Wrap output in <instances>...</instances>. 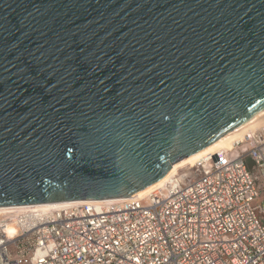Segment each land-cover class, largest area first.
Instances as JSON below:
<instances>
[{
  "label": "water",
  "instance_id": "obj_1",
  "mask_svg": "<svg viewBox=\"0 0 264 264\" xmlns=\"http://www.w3.org/2000/svg\"><path fill=\"white\" fill-rule=\"evenodd\" d=\"M264 108V0H0V207L133 197Z\"/></svg>",
  "mask_w": 264,
  "mask_h": 264
},
{
  "label": "built area",
  "instance_id": "obj_2",
  "mask_svg": "<svg viewBox=\"0 0 264 264\" xmlns=\"http://www.w3.org/2000/svg\"><path fill=\"white\" fill-rule=\"evenodd\" d=\"M0 264H264V127L143 198L8 211Z\"/></svg>",
  "mask_w": 264,
  "mask_h": 264
},
{
  "label": "bare ground",
  "instance_id": "obj_3",
  "mask_svg": "<svg viewBox=\"0 0 264 264\" xmlns=\"http://www.w3.org/2000/svg\"><path fill=\"white\" fill-rule=\"evenodd\" d=\"M261 127H264V108L261 109L256 114H254L252 117L248 118L243 123L227 131L225 134L220 136L215 141L211 142L209 145L205 146L204 148L200 149L197 152H194L188 155L182 160L175 162L160 180L156 181L155 183L139 191L135 197L143 198V197L148 196L152 191L164 185L167 181L172 179L175 175L179 174V169L186 167V166H193L209 154H215L222 149L233 148L234 142L244 140L248 134H252L254 131H256L257 129ZM120 199L121 198L94 199L92 201H96L99 203H110V202L119 201ZM75 201H82V200H75ZM75 201L1 206L0 207V218L5 216V214L12 209L20 210V209H27V208H35L37 210L45 211L47 209H52L59 205H64V204L75 202ZM7 230L10 234H13L16 232V228L12 224L7 225Z\"/></svg>",
  "mask_w": 264,
  "mask_h": 264
},
{
  "label": "rangeland",
  "instance_id": "obj_4",
  "mask_svg": "<svg viewBox=\"0 0 264 264\" xmlns=\"http://www.w3.org/2000/svg\"><path fill=\"white\" fill-rule=\"evenodd\" d=\"M188 167L189 166H186V167H183V168L179 169V173L183 172ZM255 206L257 207V209H259V207H260V199H258V200L255 201Z\"/></svg>",
  "mask_w": 264,
  "mask_h": 264
}]
</instances>
